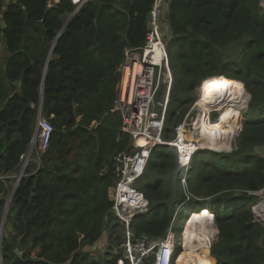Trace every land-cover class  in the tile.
<instances>
[{
  "label": "trees",
  "instance_id": "trees-1",
  "mask_svg": "<svg viewBox=\"0 0 264 264\" xmlns=\"http://www.w3.org/2000/svg\"><path fill=\"white\" fill-rule=\"evenodd\" d=\"M49 1L0 0L5 52L0 55V173L18 170L36 132L42 94L43 115L54 126L42 165H31L13 197L3 264H118L124 226L112 212L109 190L116 184L114 158L132 151V137L122 132L123 118L113 109L125 50L145 46L155 0H90L67 25L77 8L71 0H57L50 9ZM166 5L162 30H170L166 45L174 75L170 102L192 92L206 78L195 74L217 68L238 45L243 60L228 61L231 71L219 75L243 83L251 95L249 110L259 114L247 115L231 155L195 153L189 185L192 181L194 195L208 186L211 207L194 209V199L187 200L177 149H156L138 183L151 209L132 227L164 239L177 207L187 200L192 214L207 208L218 225L208 264H264V225L254 219L257 198L248 195L264 187V156L254 154L264 148V9L259 0H168ZM187 99L184 105L190 104ZM187 110L180 118L169 113L166 142L175 139ZM4 204L0 200V210ZM105 232L114 259L97 263L84 249ZM182 253L178 248L177 264Z\"/></svg>",
  "mask_w": 264,
  "mask_h": 264
},
{
  "label": "built area",
  "instance_id": "built-area-1",
  "mask_svg": "<svg viewBox=\"0 0 264 264\" xmlns=\"http://www.w3.org/2000/svg\"><path fill=\"white\" fill-rule=\"evenodd\" d=\"M89 1L71 0L77 8L76 12L81 11ZM166 1L168 0H155L145 46L141 49L127 48L120 68L118 98L113 112L119 113L123 118L121 130L132 137V151L115 156L116 184L109 190V199L113 203L112 212L124 226L123 242L116 252L118 264H177L176 249L183 247L182 240L178 239L174 229L185 203L190 198L189 182L187 185L184 178L182 187L186 190L187 200L177 207L164 239L157 240L148 234H138L132 227L138 215H147L151 209L149 201L138 188V183L146 174L154 151L163 146L175 147L179 164L186 169L191 165L198 149L184 137L189 126L187 119L177 125L173 141L164 140L173 87L170 58L162 34V22L165 11L167 12ZM56 2L57 0H50L49 8L52 9L54 5L51 3ZM259 2L264 9V0ZM162 85L167 91L165 99L156 101ZM53 133L54 126L50 120L43 112L38 114L34 138L28 151L21 156L18 170L0 173V200L5 201L1 209L0 244L1 231L5 229L14 194L28 176L27 171L31 165L35 164L37 168L42 165L44 156L50 150ZM184 144L191 145V149H186ZM4 192L8 195L2 198ZM248 195L257 198L253 206L254 219L264 225V187L248 192Z\"/></svg>",
  "mask_w": 264,
  "mask_h": 264
},
{
  "label": "bare ground",
  "instance_id": "bare-ground-1",
  "mask_svg": "<svg viewBox=\"0 0 264 264\" xmlns=\"http://www.w3.org/2000/svg\"><path fill=\"white\" fill-rule=\"evenodd\" d=\"M199 99L196 107H200L203 113L192 124L198 127L201 122H207V126L202 127L206 140L202 146L215 152L231 151V142L239 135L241 129L243 118L241 109L250 100V94L247 93L244 84L225 76L210 77L200 85ZM212 110L220 112L216 122L208 120V114ZM189 136V132L186 131L184 137L190 138ZM191 147L187 145L185 148L189 150ZM194 215L195 219L183 238L186 252L179 264H207L209 250L217 234L214 229V218L209 210Z\"/></svg>",
  "mask_w": 264,
  "mask_h": 264
},
{
  "label": "rangeland",
  "instance_id": "rangeland-1",
  "mask_svg": "<svg viewBox=\"0 0 264 264\" xmlns=\"http://www.w3.org/2000/svg\"><path fill=\"white\" fill-rule=\"evenodd\" d=\"M51 4L54 5V3H51ZM162 31H163V35L165 36L166 43L169 44L170 43V37H171L169 28L167 29V26H165L164 30H162ZM241 50H242L241 46L234 45L228 52H226L225 56L222 57V60L219 62L217 68L211 69L212 67H204L200 71L201 73L198 72V73L195 74V78H197V76H199V77H203V76L205 77L206 76L205 79H207V77H210V76L218 77V75L220 73H227L228 71H231V70H229L231 68L227 66V63H228V61H232V60H238V61L241 62L243 60V56L241 55ZM4 54H5V52H4L3 48L0 46V55H4ZM171 71H172V69H171ZM175 72H176V75H177L178 79H180V66L177 63H175ZM219 76H221V75H219ZM205 79H203L201 81V83H199L197 86L193 87V91L192 92H190V93L186 92L184 94H180L181 99H179V100H181V101L176 100V101H174V103L170 102V106H169V113L173 114V113L176 112L177 113V118H180L181 116H183V111L185 109H188L187 112L184 115V118H183L182 122L187 119V122H188V125H189L187 127V132H189V134H190V136H189L190 138H188V140H189L190 144L194 145L195 147L197 146L200 149V150H197V151L211 150V149H206V148H204L202 146V144H204V142H206L202 127L205 126V125L207 126V122L204 121L205 124L201 122V125H199L198 127H194L193 126L194 122H196L197 119L199 118V115H201L203 113L201 111L200 107H196V104H198V102L200 100L199 99L200 98V85L202 84V82ZM118 85H119V83H118ZM188 85H189V83H188ZM173 89H174V75H173V87H172L171 93H173ZM166 92L167 91H166L165 86L162 85L161 88H160L159 94H158V96L156 98V101H163L165 99ZM187 95L190 96V104L184 105V103L186 101H188ZM250 101H251V98H250L249 102H247L245 104V106L241 109V113H242V117H243L242 120H241V122H242L241 123V129H240L239 135L235 139H233V141L231 142V146H230L231 151H226V150L225 151H220V152H218V151L215 152L214 150H211V151H213L215 153L222 154V155L223 154L231 155L233 152H235L237 150V148H238V139H239V136H240V134H241V132L243 130L242 126H243V123H244L245 119L247 118V115H249L250 118H257L258 114H259L257 111H254L252 109L249 110ZM217 112L215 110H212L208 114V120L210 122H211V120H212V122H216L219 119L220 112L219 111H217ZM98 126H99L98 123H94L92 128L95 129ZM195 128H196V130H195ZM92 144H93L94 149H97L99 147V143H98V140H97L96 137L93 139ZM254 154L261 155L263 157L264 148H260V147L256 148V150L254 151ZM192 164H193V162L186 169L181 167V169L183 170V178L186 180V184L187 185H188V182H189L188 181V176L191 173L192 167H193ZM141 184H140V186H141ZM207 188H208V186L203 187L199 193L194 195V193H192V181H191V184L189 185V190H190L189 197L194 199L193 202H192L195 205V206H193L194 209L196 207L199 208V207H202V206H205V207L213 206L212 205V203H213L212 202V197L208 193V189L209 188L208 189ZM183 191H184V194L186 195L185 188H183ZM180 194H181V191H180V188H179V195ZM7 195H8V193L4 192L1 197L4 198V197H7ZM193 204L185 203V205L183 207V210H182V212L179 215L178 223H177V225H176V227L174 229V233L176 235H178V239L179 240H182V244H183V247H184V251H183V249L181 247H178L179 249H181V253L183 251L182 255L181 254L179 255V258H180V256L183 257L184 253L186 252V245H184V243H183V238H184V235H185L184 233H185V229H186L187 223L190 222V220H191V218L193 216H195L194 214L191 213L192 211H191V208H190V207H192ZM195 211H198V209H196ZM203 211H208V210L205 209ZM189 213H190V215H189ZM1 217H2V213L0 214V219H1ZM214 226H215L214 227L215 231L218 230V232H217L215 238L213 239V243H212L211 248L209 250L210 253L208 255L207 264L209 263V258H210L211 254H212V248L217 243L218 235H219V229H218V225H217L216 222H215ZM216 228H217V230H216ZM107 238H108V233L105 232L104 235L101 237V242H103ZM88 251H90L89 254H91L92 260L98 261L97 263H101L103 260L105 261V260H111V259L113 260L114 259V257H110V254H109L110 250H109L108 246H106V245H105V247L95 248V249L93 248V249H90ZM0 264H1V262H0ZM2 264H3V262H2Z\"/></svg>",
  "mask_w": 264,
  "mask_h": 264
},
{
  "label": "water",
  "instance_id": "water-1",
  "mask_svg": "<svg viewBox=\"0 0 264 264\" xmlns=\"http://www.w3.org/2000/svg\"><path fill=\"white\" fill-rule=\"evenodd\" d=\"M78 12H76V13H74L71 17H70V19L68 20V22L66 23V25L70 22V20L77 14ZM203 83V82H202ZM250 98H251V95H250ZM42 102H43V94H42V96H41V104H40V111H39V115L42 113ZM243 127V126H242ZM204 209H207V208H204ZM203 209V210H204ZM202 211V210H201ZM200 211V212H201ZM215 222H216V220H215V218L213 219V223L215 224ZM3 236H4V230L3 231H1V244H0V257H1V264H2V262H3V258H2V241H3ZM16 254L18 255V256H20L21 255V253L18 251V250H16Z\"/></svg>",
  "mask_w": 264,
  "mask_h": 264
},
{
  "label": "crops",
  "instance_id": "crops-1",
  "mask_svg": "<svg viewBox=\"0 0 264 264\" xmlns=\"http://www.w3.org/2000/svg\"><path fill=\"white\" fill-rule=\"evenodd\" d=\"M115 113V112H114ZM263 156H264V154H263ZM2 212L0 211V214H1ZM104 235V234H103ZM105 245L106 246H109V242H108V238L106 239V240H104L103 242H101V239L94 245V246H92V247H88V248H86V249H84V251H86V252H90V251H88V250H90V249H95V248H102V247H105ZM183 249H184V247H182ZM117 255V253L115 254V256ZM180 261V260H179Z\"/></svg>",
  "mask_w": 264,
  "mask_h": 264
},
{
  "label": "flooded vegetation",
  "instance_id": "flooded-vegetation-1",
  "mask_svg": "<svg viewBox=\"0 0 264 264\" xmlns=\"http://www.w3.org/2000/svg\"><path fill=\"white\" fill-rule=\"evenodd\" d=\"M194 219H195V217L193 216V217L191 218L190 222L187 223V226H186V229H185V233H184V234H186L187 229L190 227V225H191V223L193 222ZM189 223H190V224H189ZM184 237H185V235H184ZM181 259H182V258H181Z\"/></svg>",
  "mask_w": 264,
  "mask_h": 264
}]
</instances>
